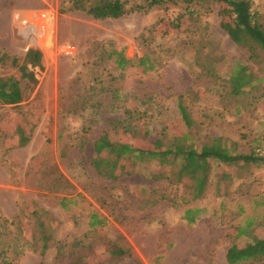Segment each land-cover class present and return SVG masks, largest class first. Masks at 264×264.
Returning a JSON list of instances; mask_svg holds the SVG:
<instances>
[{
  "label": "rangeland",
  "instance_id": "rangeland-1",
  "mask_svg": "<svg viewBox=\"0 0 264 264\" xmlns=\"http://www.w3.org/2000/svg\"><path fill=\"white\" fill-rule=\"evenodd\" d=\"M58 6L59 0H0V76L19 78L10 56L21 58L31 46L41 50L43 64L34 70L37 84L20 110L0 104V260L51 264L64 242L71 250L64 257L81 253L82 264H229L225 251L236 226L249 217L264 220L258 202L264 165L209 159L202 194L193 197L195 181L180 177L177 161L147 160L114 180L98 175L92 141L123 117L126 101L135 112L145 110L146 118L125 123L131 128L125 139L161 137L170 144L180 132L178 97L184 94L198 147L219 136L236 151L264 155V81L252 90L254 100L228 93L235 63L261 76L262 56L256 64L229 37L221 26L229 10L218 3L198 10L196 19L171 2L105 19L78 10L59 13ZM253 6L264 15V0ZM42 12L49 30L37 38L26 22ZM112 48L134 61L147 55L154 68H119ZM85 96L92 98L91 108L80 107ZM187 206L203 208L194 224L182 218ZM36 207L53 217L54 240L44 255L31 248L18 253V219L24 233H32ZM94 212L106 217L105 226L90 228ZM253 234L263 236L264 227ZM111 243L125 252L116 254Z\"/></svg>",
  "mask_w": 264,
  "mask_h": 264
},
{
  "label": "trees",
  "instance_id": "trees-1",
  "mask_svg": "<svg viewBox=\"0 0 264 264\" xmlns=\"http://www.w3.org/2000/svg\"><path fill=\"white\" fill-rule=\"evenodd\" d=\"M171 2L182 4L184 13L196 19L198 10L209 11L213 4H221L223 11L229 10L228 18L222 19L221 26L226 30L229 37L238 45L249 51L248 58L259 63L260 57L264 60V15L253 6V0H59L58 12L66 13L70 10H78L90 15L95 19L118 18L133 12H148L155 5L161 6ZM180 16V15H179ZM171 20L173 27H178L180 17ZM110 55H115L116 66L142 65L143 70L154 68V61L147 55L140 56L134 61L127 58L122 49L112 48ZM10 63L19 71V78L14 75L0 76V104L9 105L20 110L22 103L27 101L30 93L37 84L35 69L41 70L42 53L35 46L29 47L22 57L10 56ZM212 75V72L209 73ZM22 80H25L23 85ZM228 93L236 97V100L257 96L252 90L257 84L264 81V74L257 76L256 72L248 64L236 62L234 72L228 79ZM82 109L91 108L92 98L85 96L79 99ZM123 117L113 121V126L105 129L92 141V147L96 154V173L108 179H117L123 174L132 173L137 164L147 160H158L161 164H171L177 161L180 177H187L195 181L193 197L199 196L206 179L209 159H215L224 164L250 163L256 167L264 165V155L251 149L248 152H239L230 145H227L222 137H208L199 147L193 138L195 132V120L191 117L190 111L185 103V95L178 97V122L180 132L173 137L170 144H165L161 137L153 141L129 142L124 134L130 131L127 127L128 121L138 116L145 117V110L141 113L135 112L128 102L123 101ZM126 123V125H125ZM146 132V129L143 130ZM84 141V140H83ZM83 143V142H82ZM202 194V192H201ZM260 204H264V195H261ZM202 209L197 206H187L183 210L182 218L187 224H194L201 214ZM1 215V214H0ZM4 217V216H3ZM33 221L32 233H24L20 220L17 222L18 235L23 241L15 244V251L22 252L26 248L37 250L44 255L54 240L53 217L48 210L36 207L30 212ZM7 219L4 218V221ZM14 219L10 220L13 223ZM107 223L106 217L92 213L89 226L103 227ZM264 227V220L256 222L254 218H246L244 223L236 226V233L228 248L225 258L229 264H253L264 261V235L254 233V229ZM243 236V238H240ZM25 238V240H24ZM17 240V242H20ZM112 244V243H111ZM114 246V252L118 255L125 252L119 245ZM72 245V243H71ZM19 247V248H18ZM69 245L60 242L56 246V253L51 264H82L80 257L76 254L66 255L71 252ZM76 252V251H75ZM0 264H13L3 256ZM38 264H43L40 262Z\"/></svg>",
  "mask_w": 264,
  "mask_h": 264
},
{
  "label": "built area",
  "instance_id": "built-area-1",
  "mask_svg": "<svg viewBox=\"0 0 264 264\" xmlns=\"http://www.w3.org/2000/svg\"><path fill=\"white\" fill-rule=\"evenodd\" d=\"M49 16L46 12L34 14L32 20L26 22L29 33H35L37 38H41L48 34L49 30Z\"/></svg>",
  "mask_w": 264,
  "mask_h": 264
},
{
  "label": "crops",
  "instance_id": "crops-1",
  "mask_svg": "<svg viewBox=\"0 0 264 264\" xmlns=\"http://www.w3.org/2000/svg\"><path fill=\"white\" fill-rule=\"evenodd\" d=\"M197 207H198V206H197ZM200 208H201V207H200ZM201 209H202V211H203V208H201ZM202 211H201V212H202ZM197 219H198V218H197ZM185 221H186V220H185ZM196 221H197V220H196ZM195 223H196V222H195ZM225 253H226V251H225Z\"/></svg>",
  "mask_w": 264,
  "mask_h": 264
}]
</instances>
